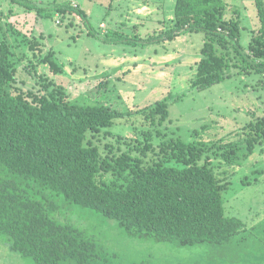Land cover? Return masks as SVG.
<instances>
[{"label": "trees", "instance_id": "trees-1", "mask_svg": "<svg viewBox=\"0 0 264 264\" xmlns=\"http://www.w3.org/2000/svg\"><path fill=\"white\" fill-rule=\"evenodd\" d=\"M254 7L258 23L245 44L240 38L247 27L237 10L236 16H226L225 0H175L164 39L184 31L204 34L192 67V88L219 82L232 68L264 74V0H254ZM46 9L60 13L61 20L68 15L88 19L86 11L68 2ZM12 13L10 9L6 16ZM4 24L5 30L0 25V237L11 251L36 264H106L105 248L89 229L65 220L67 210L58 199L114 219L125 233L184 246L220 245L239 232L243 222L227 216L224 208V192L231 181L215 171L213 158L233 164L262 147L264 115L239 129V139L169 137L157 128L168 117L166 99L125 111L105 101L71 100L64 86L32 72L26 63L45 53L50 74H63L64 64L54 51L43 52L44 44L37 38ZM21 68L32 83L19 78ZM134 112L142 115L145 126L136 130L135 137L117 135L103 148L94 143L115 119Z\"/></svg>", "mask_w": 264, "mask_h": 264}, {"label": "rangeland", "instance_id": "rangeland-1", "mask_svg": "<svg viewBox=\"0 0 264 264\" xmlns=\"http://www.w3.org/2000/svg\"><path fill=\"white\" fill-rule=\"evenodd\" d=\"M18 1L23 6L0 0L2 29L7 26L5 21L11 23L43 43V52L49 48L54 51L64 64L63 74H50L45 53L26 63L32 72L64 86L71 100L105 101L125 111L166 99L168 117L157 128L184 141L239 139V129L264 115V74L232 68L230 75L219 82L202 89L191 87L192 67L200 56L204 34L184 31L172 40L164 39L175 0ZM225 1L226 16H236L237 10L242 25L247 27L240 38L247 44L250 30L258 23L254 0ZM56 2L81 7L87 21L76 15L61 20L60 13L46 9ZM36 6L42 9L36 10ZM10 9L13 13L6 16ZM57 19L61 24L56 23ZM25 72L21 68L19 78L32 83ZM142 123V115L134 112L115 119L93 141L103 148L106 142L114 143L117 135L133 138L136 130L145 127ZM213 165L221 177L226 175L231 181L223 196L225 214L243 222L239 232L220 245L184 246L174 240L131 235L123 232L114 219L58 201L67 210L65 220L89 229L105 248L106 264H264V145L233 164L213 158ZM0 264L36 263L11 251L0 237Z\"/></svg>", "mask_w": 264, "mask_h": 264}]
</instances>
